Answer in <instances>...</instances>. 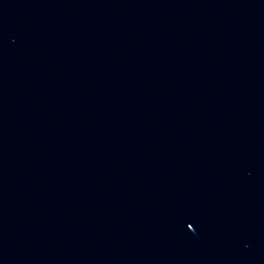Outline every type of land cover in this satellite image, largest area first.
Returning <instances> with one entry per match:
<instances>
[{
	"label": "water",
	"instance_id": "1",
	"mask_svg": "<svg viewBox=\"0 0 264 264\" xmlns=\"http://www.w3.org/2000/svg\"><path fill=\"white\" fill-rule=\"evenodd\" d=\"M0 264H264V0H0Z\"/></svg>",
	"mask_w": 264,
	"mask_h": 264
}]
</instances>
